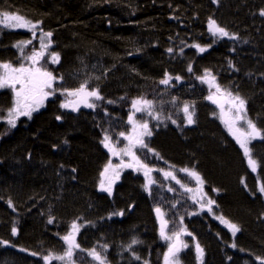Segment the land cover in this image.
<instances>
[{"label": "trees", "instance_id": "16d2710c", "mask_svg": "<svg viewBox=\"0 0 264 264\" xmlns=\"http://www.w3.org/2000/svg\"><path fill=\"white\" fill-rule=\"evenodd\" d=\"M262 10L264 0H0V15H18L52 32L53 48L35 66L63 77L54 86L60 96L85 82L75 75L87 63L97 70L88 89L98 87L104 97L92 98L95 108L73 111L61 106L58 95L14 128L0 124V241H8L0 243V264H48L43 257L49 253L64 254L62 237L73 222L80 247L73 250L72 264H94L92 249L106 264H164L170 240L160 235L155 215L163 206L168 233H181L187 245L178 253L180 264H261L264 140L250 145L259 165L253 172L217 107L207 101L216 89L200 77L209 71L222 92L243 98L247 117L264 133ZM209 18L230 36L208 34ZM28 40L23 30H0V63L28 65L25 58L38 43L23 53L15 47ZM194 41L206 50L190 48ZM53 52L58 64L51 62ZM166 74L173 77L168 85L160 83ZM13 97L9 89L0 96L11 98L0 104V116ZM138 97L153 100L161 117L139 113L153 130L138 156L176 179L156 171L155 187L148 192L141 174L124 171L111 194L102 192L101 173L111 153L101 141L129 127L131 101ZM185 103L194 113L192 124L182 111ZM182 168L203 180V210L202 198L185 189L191 183ZM209 199L215 202L211 206ZM220 218L240 231L233 236Z\"/></svg>", "mask_w": 264, "mask_h": 264}, {"label": "snow or ice", "instance_id": "6c2138e0", "mask_svg": "<svg viewBox=\"0 0 264 264\" xmlns=\"http://www.w3.org/2000/svg\"><path fill=\"white\" fill-rule=\"evenodd\" d=\"M261 15H264V10L261 11ZM10 22L7 24L9 27L14 28H28L29 31L32 32L33 38H36V30L38 27V23H33L31 21H26L23 17L18 15H10L9 13L5 12L2 15H0V23ZM208 29L213 35H218L220 37H229L230 33L225 30V28L219 26L217 22L214 19L209 18L208 22ZM41 35L39 37V45L40 50L36 51L35 48H33L30 55H28L25 59L27 61H30L31 63L27 66L24 63H21L19 67H13L9 63H0V88H10L12 89L14 93L12 106L6 110V120L7 124L14 128L16 126V121L21 116H27L31 117V114L33 111L38 110L39 107L43 105L44 100H46L49 96L55 95L56 92L60 89H57L54 87L57 81H62V76H56L51 71H47L43 67H36L35 65L38 64L39 59L42 58L45 54L46 49L51 45V37L52 32H44L42 29L40 30ZM230 38H235L234 36H231ZM32 41H23L15 45L18 49H20L21 53H23V50L25 47H27L28 44H31ZM194 47L198 48L200 52H204L206 49L204 47H201L200 45H193ZM169 52H172L173 49H168ZM181 51H183L181 49ZM50 58L52 63H58L59 62V55L57 53H50ZM188 71H192L191 66H189ZM167 76V74H166ZM211 77V80H208L207 78ZM99 79V77H97ZM173 79L171 76H167V78L160 80L161 84L168 85L170 81ZM176 80H179L180 77L176 76ZM200 79L204 82H208L210 84H213L215 81V77L212 76L211 72L206 71L204 77H200ZM19 85V87H17ZM216 87L217 92H220L221 89L218 84H214ZM62 94H66L67 96L74 97L75 100L71 103H64L61 106L64 108L71 107L73 110H78L79 104L83 103L88 108H95L97 105L95 103L89 102L90 98H95V100H103L104 97L100 94L98 87L93 88L92 90H88V82L85 81L81 83L77 88L74 90H68L63 89ZM226 95L228 96V103L230 105L229 112L225 113L223 111V105H221V119L223 120L225 126L228 128V131L233 135V137L236 139L237 143L240 145V148L243 150V155L247 158V163L251 170L253 172L257 171L258 163L257 160L253 159L251 154V149L249 148V144L251 141L259 138L260 140H264V133H262V130L257 128L256 124L247 117L246 112V101L241 98L238 94L233 96L231 92H227ZM208 99L213 100L212 96H209ZM215 103L216 101L213 100ZM107 103L111 104L114 103V101H107ZM131 108L132 112L128 117V122L133 124L132 128V134L131 135H125L124 132H120L118 135L121 137H125V139L128 140V144L125 145L122 149H120L119 152L116 151L115 147L110 143V137L105 134L103 140L101 143L104 145L105 148H108V150L113 155H120L123 153V155L132 157L133 160L136 161V164L143 168L145 170L144 174L147 176L149 172L152 171V169L148 168L146 164H143L140 162L139 158L136 156L135 152L133 151V148L139 145L141 148H147V144L144 143V140L142 139L143 136H151L152 132L148 128L147 122L139 124V128L141 129L140 132H137V126L134 121V116L136 113H146L149 116H152L156 120H160L161 117L159 113L155 110V102L153 100L146 99L144 97H138L136 99H133L131 101ZM234 110V114L233 113ZM183 113L187 117V123L192 124L194 123L193 115L194 113L189 111V105L187 103L184 104L182 108ZM57 119H60V117H57ZM168 119H171V117H168ZM243 121V126L237 127L238 122ZM176 121H172V123H175ZM246 129V131L244 130ZM119 141H117L118 143ZM151 151V150H150ZM118 167H133L131 163L125 165L123 161L119 165L113 166L111 164V161H109L108 165L105 166L104 171L101 173L102 177H105L106 174L109 171V168L115 169ZM182 172L188 173L190 176L194 177L196 181L200 184L203 183V180L199 176V174L195 171H189L187 168L180 169ZM165 177H171L172 179H176L175 176L172 175L171 172H165ZM114 177L116 179L119 178V173L116 172L114 174ZM177 183H180L179 180L176 181ZM243 182V181H242ZM111 183L112 181L109 180L107 187H105V180L101 179L100 181V187L102 190L107 191L109 194H111ZM150 183H155V181H151ZM183 187V185H182ZM173 189L169 188V191H172ZM188 191H192L191 189H187ZM259 192L264 194V184H262L259 187ZM11 203V202H9ZM208 205L211 206L215 202L212 200L207 201ZM203 207V205H201ZM156 213L161 219V229H160V235L165 240H171L173 239L172 236H168L165 234V225L167 224V221L163 219V213L161 212L160 208L155 209ZM209 211H211V207H209ZM116 215H123V213H115ZM222 222L225 223L230 229L233 234V236L240 231V228L227 220H223ZM52 220H49V223H51ZM71 231L68 232L67 235L63 236L62 239L66 242L67 248L63 255H54L52 253H49V255L43 257L45 261L48 262V264H51L52 260H59V261H66V264H72V254L73 250L80 247V245L76 242L75 235L78 232V225L73 222L71 224ZM12 233L15 235L17 233V229L15 227L12 228ZM178 238L179 234H174ZM189 235H191L189 233ZM0 243H8V241H0ZM133 244L137 243V241L133 240ZM184 247H187V245H183ZM106 247V246H105ZM232 247H236V245L233 243ZM129 249H131V245H129ZM196 250L202 257L203 255V249L200 247L199 244H196ZM179 249L176 247L175 244L171 245L168 248V253L164 256L165 264H178V253ZM96 261L99 262V264H106V260L104 257L101 256L99 252H97L95 249H92L89 253ZM33 255H36V253H33ZM172 258L171 260L169 258ZM136 259L139 260L140 257L136 256ZM259 259V258H258ZM147 264V262H145ZM261 264H264V261L261 262Z\"/></svg>", "mask_w": 264, "mask_h": 264}, {"label": "rangeland", "instance_id": "374dc122", "mask_svg": "<svg viewBox=\"0 0 264 264\" xmlns=\"http://www.w3.org/2000/svg\"><path fill=\"white\" fill-rule=\"evenodd\" d=\"M5 23H6V22H5ZM9 23H10V22H9ZM3 24H4V23H3ZM6 24H8V23H6ZM8 28L11 29V28H14V27H9V26H8ZM14 29H21V30H23L24 28H18V27H17V28H14ZM37 32H39L40 35H41V32H40L39 30L36 31V34H38ZM36 36H37V35H36ZM39 37H40V36H38V37H36V38H33V36H32V40H31L32 43H31V44L37 42V43H38L37 46L40 48V45H39ZM31 44H28L27 47H29ZM32 46H36V45H32ZM37 46L35 47V49H37ZM32 50H33V49H32ZM36 51H38V50H36ZM27 52H28V51H26L24 54H26ZM29 54H31V52H29ZM26 56H27V55H26ZM30 63H31V62H30ZM30 63H29V64H30ZM12 66H13V65H12ZM19 66H20V65H18V66H13V67H19ZM26 66H27V65H26ZM95 70H96L95 68H93V67L90 66L89 64L85 63V64L82 65L81 69L77 71V73H76L75 76L78 78V80L92 81V80L94 79L95 75H96V72H97V70H96V72H95ZM207 79H208V80H211V78H209V77H208ZM201 82H203L206 86H209L210 88H211V87H214V88L216 89V87L214 86L215 81H214L213 84H210V83H208V82H204V81H201ZM54 86H55V85H54ZM17 87H19V85H17ZM0 89H5V88H0ZM7 89H10V88H7ZM88 90H89V89H88ZM11 92H12V94H13V96H14V93H13L12 89H11ZM58 95H59V91H57L55 95H51V96H49L47 99H48V100H52L53 98H55V97L58 96ZM63 95H64V96H60V95H59L60 100H62L63 104H64V103H71V102H73V101L75 100L74 97L67 96L66 94H63ZM210 96H212V97H213V100L216 101V102L214 103L213 100H212V104L215 105V106L217 107L219 118H220V120L223 122V120L221 119V105H223V111H224L225 113H228V112H229V108H230V105H229V103H228V99H229V98H228V96L226 95V93H224V92H222V91L217 92V90H216V91H212L211 94H210ZM91 100H92V98L89 99V102H92ZM45 105H46V104H44V102H43V105H42L41 107H39L38 110L33 111L32 114H31V116H32L33 114H35L36 112L40 111L41 109H43V108L45 107ZM83 108H88V107H86L83 103L79 104L78 110L83 109ZM66 109L73 110L71 107L66 108ZM73 111H76V110H73ZM190 112H191V111H190ZM231 114H234V110H233V113H231ZM135 116H136V117H134V121H135L136 126H137V132H140V131H141V129L139 128V124L144 123V122H147L149 130L152 132V130H153V126H152L151 122L149 123L148 121H140V119L138 118V116L141 117V115H140L139 113H136ZM21 117H24V116H21ZM21 117H20V118H21ZM25 117H27V116H25ZM20 118H19V119H20ZM19 119L16 121V124L18 123ZM2 123H6V124H7V120H6V112L2 113V116H0V124H2ZM243 123H244L243 121L238 122L237 127H241V126H243ZM223 124H224V122H223ZM224 125H225V124H224ZM225 127H226V126H225ZM132 128H133V124H130V128H128V129H124V130L121 131V132H124L126 136H127V135H131V134H132ZM226 128H227V127H226ZM227 129H228V128H227ZM244 130L246 131V129H244ZM119 133H120V132H119ZM119 133H118V134H119ZM147 137H149V136H143L142 139L145 140ZM117 141H119V142L117 143ZM252 142H253V141H251V143H252ZM110 143L115 147L116 151L119 152L120 149H122L125 145L128 144V140L125 139V137H121V136L117 135V136H114L113 138L110 139ZM251 143L249 144V148H250ZM138 148H139V145H137L136 147L133 148V151L135 152L136 155H138V153H137V149H138ZM110 153H111V152H110ZM110 161H111V164H112L113 166H115V165H119V164L121 163V161H123V163H124L125 165L131 163V164L133 165V167H118V168H115V169L109 168L108 173L106 174L105 177H103L104 180H105V187H107L108 182H109L110 179H112V180L116 179V178L114 177V174H115L116 172H118L119 175H121L124 171H133L134 173L141 174V175L143 176L144 181H146L145 187H146V189L148 190V192H151V191L153 190V188L155 187V186H154L155 183H150V180H151V181H154V179L152 178V174L155 173L156 171H158V172L162 173V176H163V178H164V176H165L164 173H165V172H169V171H168L167 169H165V168H162V169H161V168H156V167H150V169H152V171L149 172V174L146 176V175L144 174L145 170H144L143 168L139 167L135 162H132L131 159H130V156L123 155V153H121L120 155H113V154L111 153ZM148 168H149V167H148ZM167 168L170 169V167H168V166H167ZM184 174H186V175L190 178V183H191V185L188 186V187H185V189H186V190H187V189H191V190H192V191H188V190H187V191L190 193V195H191L193 198H198V199L202 198L200 201H201L202 204H204V206L201 207V210H203L205 207H207L206 200H205L204 197H203L204 184H203V183H202V184L198 183V182L196 181V179H195L194 177L190 176L188 173L184 172ZM191 181H192V182H191ZM162 208H163L164 210H166L164 206H163ZM165 214H166V211H165ZM166 217H167V214H166ZM168 217H169V216H168ZM168 220H169V222H170V219H168ZM230 230H231V229H230ZM169 232H170V231H169ZM176 233H177V232H173V234H171V236L173 237V239L170 240L169 245H171V244L174 243L175 238H176V235H174V234H176ZM165 234L168 235V236H170V233H168L167 229L165 230ZM178 234L181 235V233H178ZM183 245H185V244L183 243ZM179 256H180V254L177 255L178 259H179ZM169 259L171 260L172 258H169ZM94 264H99V262L95 260ZM164 264H165V262H164ZM178 264H180L179 260H178Z\"/></svg>", "mask_w": 264, "mask_h": 264}, {"label": "flooded vegetation", "instance_id": "af4514ba", "mask_svg": "<svg viewBox=\"0 0 264 264\" xmlns=\"http://www.w3.org/2000/svg\"><path fill=\"white\" fill-rule=\"evenodd\" d=\"M6 23H9V22H6ZM6 23H0V30H2V29H4V30H7V31H20L21 29H14V28H8V26H7V24ZM37 30H38V27H37ZM36 30V31H37ZM23 31L24 32H26L27 33V35L30 37V38H32V32L31 31H29L28 30V28H24L23 29ZM38 34H36L37 36L36 37H38V36H40V33L39 32H37ZM52 43H51V45H50V48H48V50H47V52H49L50 50H52ZM7 90V88H5V89H0V96H2V95H4V92ZM10 91H11V89H9ZM211 94V93H210ZM210 94L207 96V98L210 96ZM50 100H48V99H46V100H44V104H47L48 102H49ZM207 101H209V102H212V100H210V99H208ZM121 177V175H119V178ZM119 178L118 179H114V180H112V179H110L111 181H112V183H111V187H115V185L117 184V183H119L120 182V180H119ZM104 179V178H103Z\"/></svg>", "mask_w": 264, "mask_h": 264}, {"label": "water", "instance_id": "95a60500", "mask_svg": "<svg viewBox=\"0 0 264 264\" xmlns=\"http://www.w3.org/2000/svg\"><path fill=\"white\" fill-rule=\"evenodd\" d=\"M131 158V160L133 161V162H136L135 160H133L132 159V157H130ZM141 162V161H140ZM142 163V162H141ZM102 190V189H101ZM103 192H104V190H103ZM157 208V207H156ZM155 208V209H156ZM158 208H160L161 209V212L163 213V219L165 220V221H167V224L165 225V228H164V230L165 229H167L168 228V225H169V222H168V219H167V217H166V215H165V212H164V209L163 208H161V207H158ZM155 215H156V218H157V222H158V226H159V228L161 229V219H160V217L158 216V214L156 213V211H155ZM187 233H184V235H186ZM75 239L77 240V237L75 236ZM77 242V241H76ZM175 245H176V247L179 249V251L181 250V248H182V241H181V239L178 237V238H176V240H175V243H174ZM178 251V252H179Z\"/></svg>", "mask_w": 264, "mask_h": 264}, {"label": "bare ground", "instance_id": "6f19581e", "mask_svg": "<svg viewBox=\"0 0 264 264\" xmlns=\"http://www.w3.org/2000/svg\"><path fill=\"white\" fill-rule=\"evenodd\" d=\"M40 31V30H39ZM207 33L208 34H210L211 32L209 31V29H208V26H207ZM212 34V33H211ZM200 45V43L197 41H194L193 43H192V45H191V47L190 48H192V49H196V50H199L198 48H196V47H194L193 45ZM201 46V45H200ZM15 61V63H17L18 61L17 60H14ZM12 65V64H11ZM13 66H15V65H13ZM6 101H11V98H8V99H6V98H0V104H4Z\"/></svg>", "mask_w": 264, "mask_h": 264}]
</instances>
